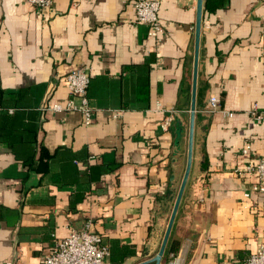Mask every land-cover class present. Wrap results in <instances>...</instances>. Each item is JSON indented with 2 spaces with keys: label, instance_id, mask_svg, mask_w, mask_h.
Returning <instances> with one entry per match:
<instances>
[{
  "label": "crops",
  "instance_id": "1",
  "mask_svg": "<svg viewBox=\"0 0 264 264\" xmlns=\"http://www.w3.org/2000/svg\"><path fill=\"white\" fill-rule=\"evenodd\" d=\"M134 1L0 0V264H40L88 221L110 264H154L188 159L197 0H159V42ZM219 2L203 0L192 167L160 264H238L264 243L256 176L237 173L264 156L248 113L264 111V0ZM84 68L89 126L50 110L79 104L66 78Z\"/></svg>",
  "mask_w": 264,
  "mask_h": 264
},
{
  "label": "built area",
  "instance_id": "2",
  "mask_svg": "<svg viewBox=\"0 0 264 264\" xmlns=\"http://www.w3.org/2000/svg\"><path fill=\"white\" fill-rule=\"evenodd\" d=\"M25 2L31 7L48 8L53 5L54 0H25ZM133 5L136 22L146 25L148 35L159 42L164 33V28L159 19L160 1L135 0ZM89 84L90 69L72 71L66 78V86L72 97L79 99V104L71 100L65 108L60 105H53L50 110L54 112L79 111L83 116L84 125L89 126L93 121V109L88 99ZM209 103L208 112L221 111L224 116L233 117L231 112L220 110L219 101L216 97H211ZM248 113L257 121L264 120V111H260L257 104H253ZM171 122V117L166 118L162 128L167 130ZM249 149L250 146H247L243 153L246 154ZM237 173L241 176L247 174L256 176V182L244 194L246 199L251 198L252 195H259L264 198V156L256 164H249L238 169ZM109 257L110 248L103 243V237L92 230V224L88 221L80 230H72L66 238L57 241L48 256L40 264H110ZM7 264H13V262ZM238 264H264V243L259 244L255 253L248 259Z\"/></svg>",
  "mask_w": 264,
  "mask_h": 264
},
{
  "label": "water",
  "instance_id": "3",
  "mask_svg": "<svg viewBox=\"0 0 264 264\" xmlns=\"http://www.w3.org/2000/svg\"><path fill=\"white\" fill-rule=\"evenodd\" d=\"M202 13H203V0H197V19H196V57H195V67H194V79H193V94H192V105H191V112H190V128H189V143H188V159L187 165L184 172V176L182 179L181 186L179 188V192L177 195V199L171 214V218L160 248L159 253L151 260V263L160 264L163 254L165 252L171 230L175 221V217L180 205V202L183 197L184 190L186 188L189 175L191 172L192 167V160H193V141H194V119H195V106H196V78H197V65H198V48H199V41H200V31H201V20H202Z\"/></svg>",
  "mask_w": 264,
  "mask_h": 264
},
{
  "label": "trees",
  "instance_id": "4",
  "mask_svg": "<svg viewBox=\"0 0 264 264\" xmlns=\"http://www.w3.org/2000/svg\"><path fill=\"white\" fill-rule=\"evenodd\" d=\"M221 6V3L219 2V0H205V10H206V12L208 11V12H212V11H215L216 10V8H218V7H220ZM29 165L31 166V161H29ZM178 249H179V246H173L172 247V252L174 253V254H176L177 253V251H178ZM110 255H111V253H110Z\"/></svg>",
  "mask_w": 264,
  "mask_h": 264
}]
</instances>
